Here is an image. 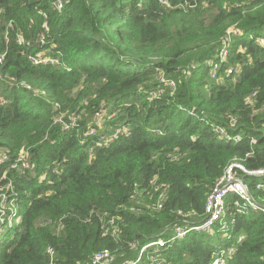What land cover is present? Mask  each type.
Masks as SVG:
<instances>
[{
	"label": "trees",
	"instance_id": "obj_1",
	"mask_svg": "<svg viewBox=\"0 0 264 264\" xmlns=\"http://www.w3.org/2000/svg\"><path fill=\"white\" fill-rule=\"evenodd\" d=\"M56 1L0 0V264H50L49 248L55 264L104 249L124 264L136 241L200 220L232 162L264 168V0ZM229 27L240 33L210 79ZM238 65L235 80L224 73ZM157 71L173 93L151 96ZM116 124L128 134L104 145ZM243 176L256 204L228 193L221 219L159 249L161 264H211L229 248L226 264H264V190Z\"/></svg>",
	"mask_w": 264,
	"mask_h": 264
},
{
	"label": "built area",
	"instance_id": "obj_2",
	"mask_svg": "<svg viewBox=\"0 0 264 264\" xmlns=\"http://www.w3.org/2000/svg\"><path fill=\"white\" fill-rule=\"evenodd\" d=\"M164 2V1H162ZM55 7L57 9H60L62 7V2L60 0H57L55 2ZM239 30L234 27H229L226 30V35L223 39L222 46L218 50L216 54V58L213 60H209L207 62L209 66V77L210 79H218V70L219 68L226 62L228 53H229V44H230V36L232 34H239ZM256 43L258 45L264 46V35L258 36L256 38ZM0 56V61H1ZM35 63H41V62H47L52 61L49 59H40V60H33ZM189 68H184L183 73L187 74L189 73ZM224 73L226 75H231L232 78L235 80L236 77L240 73V66H229L224 68ZM157 81L159 82V86L156 87L152 92L151 96H160L163 94L164 89L161 87L163 84H167V88L170 90L171 93L174 92L176 88V83L172 79H168L164 76V73L161 71H157L155 74ZM96 117H99V113H96ZM96 123L100 125V120L96 118ZM217 131L221 134H225L222 128L217 127ZM129 130L127 127L123 126L122 124H116V128L112 133L109 134H100L98 136V140L102 141L104 145H108L118 139L122 134L126 133L128 134ZM89 135H94L95 130L93 128H90L88 130ZM239 137L236 136L235 140H238ZM7 159V155H0V163H2L4 160ZM12 167L21 166L25 167V154H23L21 157L16 159L15 163L11 165ZM249 175L254 178H256L255 187L257 189L264 190V181H262L261 177H264V168L256 169V170H249L247 169L243 164L239 162H232L228 168L226 169L225 173L222 177H220L217 182L214 184V186L210 189L206 196V203H205V209L203 216L198 221L190 222L188 219H184L183 221L187 223V226H181V225H173L170 229H167V227L162 228L158 236L150 238L148 242L142 246H140V243L138 241L135 242V249H139L138 256L133 260L125 261L124 264H137L141 258V255L143 252L147 251L148 249H151L147 255L146 260L149 261V264H161L164 259L160 257V255L157 254L159 249L164 248L169 243L175 241L176 239L184 236L186 233L190 231H203L208 230L212 227V225L215 223V221L220 220L221 216L223 214V200L224 197L228 193H236L238 194L242 199H244V202L250 205H254V199L250 194L247 193L248 186L244 180V176ZM241 177V179L239 178ZM243 180V181H242ZM152 193L156 195L155 201L153 203L154 207L156 209H161L163 207L164 201L166 199V189L162 186L157 184L156 179L152 182ZM152 197V195L150 196ZM7 198L5 195L0 196V231H1V224L7 221V223H10V218L6 217V209H11V205L7 203ZM6 204H8L6 206ZM245 207H243L244 209ZM242 210V209H240ZM264 211V209H263ZM162 232L164 233V236L161 235ZM173 233V236L171 235ZM51 261L50 264H55L52 260L53 256V250L48 249L47 250ZM233 249L229 248L228 250H220L214 254V257L212 259L211 264H226V259L232 254ZM91 264H112L111 262V254L108 250L104 249L98 252H95L91 258H90Z\"/></svg>",
	"mask_w": 264,
	"mask_h": 264
},
{
	"label": "water",
	"instance_id": "obj_3",
	"mask_svg": "<svg viewBox=\"0 0 264 264\" xmlns=\"http://www.w3.org/2000/svg\"><path fill=\"white\" fill-rule=\"evenodd\" d=\"M247 193L250 194L249 191H247ZM254 204H256V203L254 202ZM151 238H152V237H151Z\"/></svg>",
	"mask_w": 264,
	"mask_h": 264
},
{
	"label": "rangeland",
	"instance_id": "obj_4",
	"mask_svg": "<svg viewBox=\"0 0 264 264\" xmlns=\"http://www.w3.org/2000/svg\"><path fill=\"white\" fill-rule=\"evenodd\" d=\"M241 179V177H239ZM243 181V180H242ZM171 235L173 236V233H171Z\"/></svg>",
	"mask_w": 264,
	"mask_h": 264
}]
</instances>
